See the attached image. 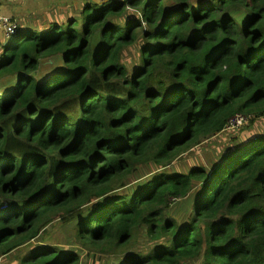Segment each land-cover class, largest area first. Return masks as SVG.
<instances>
[{"label":"trees","instance_id":"trees-1","mask_svg":"<svg viewBox=\"0 0 264 264\" xmlns=\"http://www.w3.org/2000/svg\"><path fill=\"white\" fill-rule=\"evenodd\" d=\"M194 1L0 32V264H264V0ZM236 113L211 170H167Z\"/></svg>","mask_w":264,"mask_h":264},{"label":"rangeland","instance_id":"rangeland-1","mask_svg":"<svg viewBox=\"0 0 264 264\" xmlns=\"http://www.w3.org/2000/svg\"><path fill=\"white\" fill-rule=\"evenodd\" d=\"M100 1H107V0H100ZM124 1H126L125 3H128V0H124ZM207 1L209 0H195L194 2L196 3V5H199L200 3L207 2ZM73 10H77V9H72V11ZM66 17L67 16L62 17L60 20H65ZM80 27H81V30H84L85 23L81 22ZM33 30H36V29H33ZM99 39L100 38H97L96 41L94 40L95 48L97 50H99L102 47V42ZM8 41L9 40H7V42ZM10 44H13V42L10 41ZM61 64L62 62H59V65ZM52 70L53 72H55V66H52ZM10 84H11L10 81L9 82L7 81V83H4V87H5L4 89H7L10 86ZM235 131L237 130L223 131L209 140H204L197 147L190 149L189 151L181 155L174 163H172L170 166L167 167V170H175L181 173H186L194 166L206 167L207 169L211 170L216 158L219 155H221L226 148L225 142L229 139L231 135L229 133L235 132ZM147 166L151 167V169L146 170L144 167H142L140 171L137 173L136 179L139 180V183H144L148 181L147 179L151 178L159 171L158 169L159 166L158 164H155V162H152V163L147 162ZM137 185L133 184L132 190H135ZM182 200L183 199H180V202ZM176 202L177 201L175 200V202L173 203H176ZM70 215H71V211L68 212L67 216L70 217ZM60 222L63 223L60 228L62 232H55L49 229L48 235H45V236L42 235V236L37 237L36 240L33 242V245H31L30 247L33 248L35 245H46L51 240H54V241L58 240L61 242H65L67 240V242H70V243L73 242L74 241L73 236L69 234L68 224L64 222V220ZM166 240L167 239H165L164 241ZM21 250H24V248L23 249L21 248L19 251ZM121 260H122L121 258H113L112 264H118Z\"/></svg>","mask_w":264,"mask_h":264},{"label":"crops","instance_id":"crops-1","mask_svg":"<svg viewBox=\"0 0 264 264\" xmlns=\"http://www.w3.org/2000/svg\"><path fill=\"white\" fill-rule=\"evenodd\" d=\"M89 2L90 0H0V5L4 15L19 22L22 35L33 28L47 26L51 21L69 17L86 7ZM4 40V36L0 34V48Z\"/></svg>","mask_w":264,"mask_h":264},{"label":"built area","instance_id":"built-area-1","mask_svg":"<svg viewBox=\"0 0 264 264\" xmlns=\"http://www.w3.org/2000/svg\"><path fill=\"white\" fill-rule=\"evenodd\" d=\"M0 32L4 34L7 40L16 39L20 32V26L17 23L13 22L11 18L2 15L1 5H0ZM251 119H252L251 116L245 115L243 113H236L235 115L230 117L227 129L225 131L238 130L243 126H245ZM171 201H175V200L172 199Z\"/></svg>","mask_w":264,"mask_h":264},{"label":"bare ground","instance_id":"bare-ground-1","mask_svg":"<svg viewBox=\"0 0 264 264\" xmlns=\"http://www.w3.org/2000/svg\"><path fill=\"white\" fill-rule=\"evenodd\" d=\"M87 24H88V22H85V27L87 26ZM85 27H84V28H85Z\"/></svg>","mask_w":264,"mask_h":264}]
</instances>
